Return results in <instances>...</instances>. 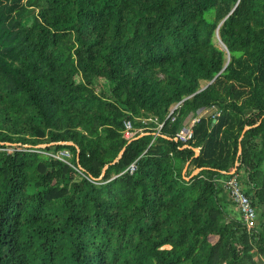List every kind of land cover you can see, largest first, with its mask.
I'll use <instances>...</instances> for the list:
<instances>
[{
	"label": "trees",
	"instance_id": "16d2710c",
	"mask_svg": "<svg viewBox=\"0 0 264 264\" xmlns=\"http://www.w3.org/2000/svg\"><path fill=\"white\" fill-rule=\"evenodd\" d=\"M0 264H264V0H0Z\"/></svg>",
	"mask_w": 264,
	"mask_h": 264
},
{
	"label": "built area",
	"instance_id": "2783aa9c",
	"mask_svg": "<svg viewBox=\"0 0 264 264\" xmlns=\"http://www.w3.org/2000/svg\"><path fill=\"white\" fill-rule=\"evenodd\" d=\"M179 103L175 104L172 108L171 113L177 108ZM172 119H175V116H172ZM200 116L195 115L190 118L186 123L182 124L179 130L176 133L175 138L177 140L181 141H187L193 137V125L195 122L199 121ZM127 131L126 135L131 136L132 133L130 132V129L132 128V121L130 119L125 120L124 122ZM162 126L160 124L159 128ZM55 156L65 159V156H69V151H62L61 154H54ZM67 160V159H66ZM68 161V160H67ZM136 168V161L132 162L126 170L133 171ZM224 185L230 192V195L233 199V202L237 206V208L243 213V217L246 221V223L253 227L256 223V216H257V210L252 204L251 197L246 192V188L239 179L238 175L232 174L229 178H227L224 182Z\"/></svg>",
	"mask_w": 264,
	"mask_h": 264
},
{
	"label": "water",
	"instance_id": "95a60500",
	"mask_svg": "<svg viewBox=\"0 0 264 264\" xmlns=\"http://www.w3.org/2000/svg\"><path fill=\"white\" fill-rule=\"evenodd\" d=\"M217 36H218V38L221 40V38H220L218 32H217ZM221 41H222V40H221ZM216 119H217V118L215 117L214 121H216ZM248 127H250V125H247V126L245 127V129H247ZM245 129H244V130H245ZM6 142H8V141H6ZM61 143H70V144H73L74 142H73V141H61ZM46 145H48V144L45 143L44 146H46ZM194 150H195V155H198L199 152H200V148H199V147H194ZM241 151H242V146L239 147V153H240ZM121 154H122V151H121L120 155H121ZM120 155H119V156H120ZM118 158H119V157H118ZM118 158H117V159H118ZM237 165H238V163H237ZM107 166H108V165H106V166L104 167V169H106ZM201 169H203V167L195 168V169L193 170V172L191 173V175H190V176H186V178L189 179L191 176H193L194 174L198 173ZM103 174H104V171H103L102 175H103Z\"/></svg>",
	"mask_w": 264,
	"mask_h": 264
},
{
	"label": "rangeland",
	"instance_id": "374dc122",
	"mask_svg": "<svg viewBox=\"0 0 264 264\" xmlns=\"http://www.w3.org/2000/svg\"><path fill=\"white\" fill-rule=\"evenodd\" d=\"M216 43L218 44V45H220V46H224L223 45V43H222V41L219 39V38H216ZM2 143H6V144H8V145H11V144H20V143H11V142H2ZM47 144V143H46ZM30 144H26V146H29ZM45 145V143H43V144H39V145H37L38 147H43ZM186 171H187V169L185 170V172L184 173H186ZM236 208H237V206H236Z\"/></svg>",
	"mask_w": 264,
	"mask_h": 264
},
{
	"label": "crops",
	"instance_id": "0c3cea01",
	"mask_svg": "<svg viewBox=\"0 0 264 264\" xmlns=\"http://www.w3.org/2000/svg\"><path fill=\"white\" fill-rule=\"evenodd\" d=\"M146 132H144V131H141L140 132V135H143V134H145ZM187 169V167L185 166V168H184V172H185V170Z\"/></svg>",
	"mask_w": 264,
	"mask_h": 264
}]
</instances>
